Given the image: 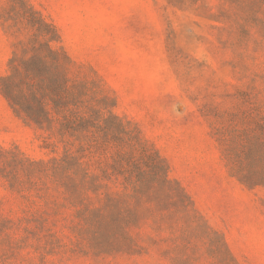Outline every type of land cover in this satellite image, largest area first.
<instances>
[{
    "label": "trees",
    "instance_id": "16d2710c",
    "mask_svg": "<svg viewBox=\"0 0 264 264\" xmlns=\"http://www.w3.org/2000/svg\"><path fill=\"white\" fill-rule=\"evenodd\" d=\"M230 1L222 19L264 26V0ZM0 25L14 37L0 93L50 151L32 158L0 147L3 185L22 204L11 215L0 200V264L152 254L172 264H239L141 125L116 113L114 91L72 76L57 26L30 0H8ZM238 139L230 141L231 174L264 187V122L259 135Z\"/></svg>",
    "mask_w": 264,
    "mask_h": 264
},
{
    "label": "rangeland",
    "instance_id": "374dc122",
    "mask_svg": "<svg viewBox=\"0 0 264 264\" xmlns=\"http://www.w3.org/2000/svg\"><path fill=\"white\" fill-rule=\"evenodd\" d=\"M7 1L0 0V12ZM30 1L57 26L60 46L73 60L72 76L100 79L114 91L116 113L141 125L166 158L171 177L224 235L238 263L264 264V187H246L231 174L228 159L230 141L239 138L243 145L264 122V26H232V18L222 19L221 11L233 7L230 0ZM13 42L0 25V76ZM42 144L40 132L0 93V147L48 157ZM3 182L0 177L4 212L20 213L22 204ZM71 238L66 231L64 240ZM50 261L172 264L159 254Z\"/></svg>",
    "mask_w": 264,
    "mask_h": 264
}]
</instances>
